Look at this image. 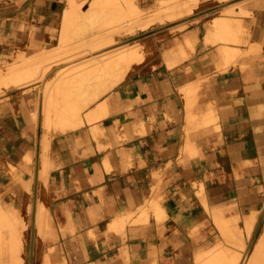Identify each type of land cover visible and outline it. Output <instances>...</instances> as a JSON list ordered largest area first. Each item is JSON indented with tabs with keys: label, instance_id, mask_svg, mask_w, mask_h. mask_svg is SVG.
<instances>
[{
	"label": "crops",
	"instance_id": "obj_1",
	"mask_svg": "<svg viewBox=\"0 0 264 264\" xmlns=\"http://www.w3.org/2000/svg\"><path fill=\"white\" fill-rule=\"evenodd\" d=\"M94 1L0 0V68L57 48ZM123 1L159 14L187 0ZM173 24L145 28L144 60L81 126L46 136L35 95L0 101V198L31 208L33 264H210L218 221L260 217L264 0Z\"/></svg>",
	"mask_w": 264,
	"mask_h": 264
},
{
	"label": "rangeland",
	"instance_id": "obj_2",
	"mask_svg": "<svg viewBox=\"0 0 264 264\" xmlns=\"http://www.w3.org/2000/svg\"><path fill=\"white\" fill-rule=\"evenodd\" d=\"M228 1L230 0H201V4L198 6L197 10H195L194 13L190 15L178 12L172 13L168 9L159 14H156V12H144L141 10L136 15H129L120 20L116 19V16L110 12V9L100 10L92 19L89 13L90 5H85V3H82V5H80V16L76 17L75 14H73L68 22V26L66 27V25H64L60 42L57 45V47H59L63 41V54L60 57L47 59L50 61L47 62L46 60L44 62L40 57L41 55H38L40 61L38 60V57L35 56L32 58H24L20 63H17L13 66L0 68V73L2 74H8V72L14 68L20 69V71L18 70V73L20 74H22L21 72L25 73V71L29 72L30 70L29 74L26 76H23L22 74L21 77L19 76L15 80L9 79L11 83L10 81H8L9 83H0V101L6 100L14 92L33 94L37 97L36 117L41 122L42 130L46 136H50L56 132L64 131L60 129V119L58 116H56V113L59 112L60 109L57 110L52 106L51 109L54 114V118H52L50 126L46 122V113L48 114L47 110L50 108V106L48 107L50 98L56 100V104L59 102V105L56 106H59L62 109L70 106L73 101L75 102V100H78V107L80 109L81 117L87 115L92 105L101 101L117 86L116 85L113 88L110 87L107 85L108 83L104 79L106 76L103 75V77L102 75L100 76V74H98L100 63L111 58H116L123 51L130 49L131 45H133V47L139 46L137 48H140L143 53L146 54L148 49L144 43L142 44V41L143 38L150 32V29H145L148 23H151L152 25L162 24L164 26H171L173 23H175L173 25H178V27L172 29V32L182 31L188 27L187 22L190 19L198 17L204 10H206L207 7H215L219 4L227 3ZM174 2L178 1L163 3L160 10H164ZM112 16H114L115 19H113ZM111 40L114 41L111 42ZM109 41L110 43H108ZM52 50L46 51L44 53H49L50 51L52 52ZM31 60L32 63H29ZM41 61L44 62V64H40ZM37 65L41 67L39 68L38 66V69H40L39 71L36 70ZM33 68L34 70H32L31 73V69ZM132 69L133 67L130 70ZM77 91L79 93L81 91V93L77 95ZM0 205L5 211H7V213H10V218H17L19 221L21 220V223L18 222V227L16 225V229L19 232V237H21L22 240V256L25 259V264H31V243L35 238L33 229L34 226L32 225L31 208L28 213L25 211L14 210L1 198ZM14 219L11 220L13 221ZM22 221H24V225ZM217 224L221 232V237L220 241L217 243V247L211 253L217 254L221 251H224L226 254L232 253V256L233 253L237 254V252H239L240 257H242L240 264H246L248 262L249 255L254 250L255 245L263 233L264 210L257 220L252 238L248 240L250 250L247 256H244L243 252L240 251L242 248L238 246L239 242L236 241L237 234L233 224H231L229 229L226 230V233L224 232L219 221ZM8 225L6 224L5 226L7 227H5V229L3 227L2 230L5 236H7L6 234H8V231L12 230L13 227L12 225H9L11 227L9 230ZM21 226H25L24 230ZM241 227L243 230H246L244 224H242ZM7 238L8 237L5 238L6 244H3V241H1L2 243L0 242L1 250L2 245L4 248H6L8 245ZM0 254H3V252L0 251ZM0 258H2L0 259L2 262H0V264H4V257Z\"/></svg>",
	"mask_w": 264,
	"mask_h": 264
},
{
	"label": "bare ground",
	"instance_id": "obj_3",
	"mask_svg": "<svg viewBox=\"0 0 264 264\" xmlns=\"http://www.w3.org/2000/svg\"><path fill=\"white\" fill-rule=\"evenodd\" d=\"M200 4H201V0H187V1L177 2L173 5H171L167 9L172 13L178 12V13L190 15V14H193L195 10H197V8ZM100 9H110V12L114 16H116L117 20L123 19L129 15H136L140 11L139 7H137L131 1L127 2V3H123L120 0H95L91 5V10L94 11V10H100ZM114 16H112L113 19H115ZM150 24L151 23H148L147 26H149ZM113 41L114 40H111V42H113ZM108 43H110V41ZM131 47H130V49H127V50L123 51L122 53H120L116 58H111V59L107 58L108 59L107 61H104V62L102 61L100 63V66L98 69V74H100V76L101 75L106 76L104 79L108 83L107 85H109L112 88L114 86H116L121 80H123V78L127 75V73L134 66V64H138L144 60V53L142 52V50L140 48H137L139 46L133 47V45H131ZM63 48H64V44L62 41V43L59 47L52 50V52L50 51L51 53L50 52L49 53L47 52L48 54L42 53L41 56L40 55L39 56L41 57L42 61L45 62L47 59H53L56 57H60L63 54V52H62ZM39 56H37L38 60H39ZM42 61L40 62V64L41 63L44 64V62H42ZM48 61H50V60H47V62ZM29 63H32V60ZM38 66L39 65H37L36 70L39 71L40 69H38ZM39 68H41V67L39 66ZM18 70L20 71V69L11 70L10 72H8V74L7 73L6 74L0 73V83L1 82H8V81H10L9 79L15 80L19 76L21 77L22 74H23V76L24 75L26 76L30 72V70H29V72L25 71V73L21 72L22 74H20V73H18L19 72ZM32 70H34V68L31 69V73H32ZM10 83H11V81H10ZM78 90H80V89H78ZM77 93L76 94L79 95L81 93V91H80V93L77 91ZM77 99H79V98H77ZM71 102H72V99H71ZM73 102L70 106L66 107L65 109H62L59 106L58 107L56 106V105H59V102H58V104H56L57 103L56 100H53V98L52 99L50 98V101L48 104V107L50 106V108H48V110H47L48 114L46 113L47 124H49V126H50L51 122H52V118H54V114H53L52 109H51V107L53 106L57 110L60 109V111L56 113V116H58V118L60 119L59 124L61 125V127L63 126V128H65V127L75 128V127L83 125L84 120L80 117V109L78 107L79 101L75 100V102L74 103ZM52 104H54V105H52ZM89 120H91V119H89ZM9 215H10V213H7V211H5L4 208L0 205V242L3 241V244H6L5 238L8 237L7 238V244L8 245L6 246V248H4L3 245H2V250L0 248V251L3 252V254H0V257H4V264H25V259L22 256V240H21V237H19V232L16 229V225L18 227V224L21 223V220L19 221L16 217H15L16 219H14L12 217L10 218ZM11 219H14L15 221L14 220L12 221ZM257 220L258 219H257L256 215H253L248 220H246V228H245L246 230H243L241 228L239 222L234 223L232 221H226V223H225L226 230H228L230 225L233 224V227H234L236 234H237L236 241H238L240 244V245L238 244V246H240V248H242L241 250L240 249H238V250L243 252L244 256H247V254L250 250L249 245H248V243H249L248 240H250L253 236L254 229H255V226L257 224ZM23 222L24 221H22V223ZM6 224L13 226L12 230H10L11 227L8 225L9 226L8 229L10 231H8V234L5 233L7 236H5L4 233L2 232L3 227H4V229H5V227H7V226H5ZM14 224H15V229H14ZM20 225H22V224H20ZM23 225H24V223H23ZM21 227L24 230L25 226H21ZM20 230H22V229H20ZM32 242H33V240H32ZM0 247H1V245H0ZM31 248H32V243H31ZM231 254L230 253L226 254L225 252H221V253H217L215 255H212L210 264H240L242 257H240L239 252H237V254L233 253V255L235 254L234 256L233 255L231 256ZM0 259H2V258H0ZM33 261H34V250H33ZM33 261L31 259V250H30V262H31V264ZM246 264H264V230H263V233L260 236L257 244L255 245L254 250L249 255L248 262Z\"/></svg>",
	"mask_w": 264,
	"mask_h": 264
},
{
	"label": "water",
	"instance_id": "obj_4",
	"mask_svg": "<svg viewBox=\"0 0 264 264\" xmlns=\"http://www.w3.org/2000/svg\"><path fill=\"white\" fill-rule=\"evenodd\" d=\"M33 250H34V239H33V242H32V248H31V259L33 261ZM33 264V262H32Z\"/></svg>",
	"mask_w": 264,
	"mask_h": 264
}]
</instances>
